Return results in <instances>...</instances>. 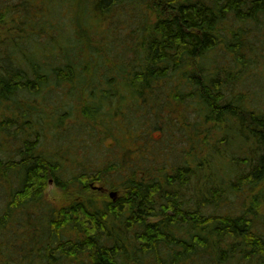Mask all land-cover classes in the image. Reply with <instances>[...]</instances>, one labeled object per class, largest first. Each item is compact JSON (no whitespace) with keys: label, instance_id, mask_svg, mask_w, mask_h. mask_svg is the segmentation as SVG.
Wrapping results in <instances>:
<instances>
[{"label":"trees","instance_id":"1","mask_svg":"<svg viewBox=\"0 0 264 264\" xmlns=\"http://www.w3.org/2000/svg\"><path fill=\"white\" fill-rule=\"evenodd\" d=\"M158 1L150 23L147 0H29L19 37L0 35V264H264V99L248 87H264V0ZM128 5L145 14L124 40L110 22ZM0 8L3 26L17 6ZM141 122L190 137L172 173L148 166ZM118 126L138 156L99 159Z\"/></svg>","mask_w":264,"mask_h":264},{"label":"rangeland","instance_id":"2","mask_svg":"<svg viewBox=\"0 0 264 264\" xmlns=\"http://www.w3.org/2000/svg\"><path fill=\"white\" fill-rule=\"evenodd\" d=\"M3 1V2H2ZM148 5H149V9L147 10V16H148V20L150 23H153L155 21V18H159V17H164V16H168L167 12H164L163 9H160V7H158L157 5L161 4V1L158 0H147ZM7 4L12 6L13 4L17 6V9L14 13H8L7 19L6 21V25L4 24L3 26H0V35L1 37L6 38V35L8 34L7 31H11L13 28V26H17L20 25V23H22L24 21L25 16L29 15V12L31 15H34V6L31 5V2L29 3V0H0V6L1 4ZM1 9V8H0ZM9 9V8H7ZM7 9H4L3 12L7 11ZM119 13L121 14L120 18L117 21H111L110 23H114L113 25L115 26V28H122L124 29L123 33H122V38L124 40H127V34L129 36V34L132 37V33L130 32L132 30L133 27H135L136 25H134V23L136 22H140L141 18H143V10L138 9V7H134L132 5H128L123 9L119 10ZM15 14V15H14ZM145 14V13H144ZM14 15V16H13ZM141 18H140V17ZM12 20L16 21V23H13ZM18 21V22H17ZM23 26V25H21ZM9 27V29L7 28ZM262 32L264 33V30H262ZM260 32V33H262ZM8 36V35H7ZM19 37L18 33L15 34H10V36L8 37ZM21 36V35H20ZM23 36H26V34L24 33ZM22 37V36H21ZM129 40V38H128ZM254 43L252 45L254 52L256 53V56L254 57V59L258 60V63L260 65L259 70L262 71L264 70V68H262V65L264 64V37H259V38H254L253 39ZM61 44H64V41L61 42ZM26 47H28V45H26ZM219 62V60H218ZM220 62H223L222 60ZM252 79V78H251ZM251 79H249V83L250 86H248L252 92H255L256 95H258L261 99H264V87L261 86V84H263V82H258L257 80H254L255 82H252ZM252 82V83H251ZM58 94V93H56ZM39 95V94H38ZM33 95H31L32 97ZM39 96H45L46 97V105L48 104V106H45V109H48L50 112L52 111L53 108L58 107L57 103L52 102V94L48 95L47 93H41ZM35 97V96H34ZM33 98V97H32ZM56 100V99H55ZM43 102V100H40V102ZM264 106V105H262ZM264 108V107H263ZM42 109V108H41ZM165 110H167L165 112ZM165 110L162 111V118H166L169 117V115L171 114V109L169 107H167ZM191 115V114H190ZM189 115V116H190ZM175 118H180V115L177 114L175 115ZM150 121H153L154 124L156 121H159L157 118H149ZM144 122H141V124ZM144 127H141V130H147L146 128L150 126V124L144 123L143 124ZM119 127V126H118ZM65 129V128H64ZM144 130L142 131L141 135L144 133ZM98 133H101V129H99L97 131ZM179 129H174V132L171 133H166V131H161V130H157V129H152L150 131V133L148 135H142L143 140L145 139L148 143V147L149 150L152 151L153 155L157 156L158 159L156 160L154 158L153 161H149L148 162V166L152 169H159V168H163V167H167V172L168 173H172L171 170V165H173L172 163H176V162H180L182 161V153L191 150V147L193 146V142H191L189 140V136L185 137V138H181L180 134H179ZM75 134H76V130L71 129L70 132H66V134L64 135V139L61 142H70V144L73 142L74 138H75ZM114 139H116L118 142V146L115 149V152L113 151L114 148V140L109 139L106 143L105 146L103 147L101 150V152H97V151H92L94 154H100L99 156H101L99 159H103L104 160V155L109 153V154H113L116 153V155L122 156L123 154H129L130 157H137L139 152V148L141 147V143L139 141L133 140V132L130 133L129 131L125 130L124 128H120L118 132H116L114 134ZM213 139H211V142L216 141L218 139H221V134H214ZM204 137H199L197 141H195L196 143L194 144L195 147H197V150L200 151L201 149H203V145H202V139ZM72 140V141H71ZM48 142L50 145H52L50 141H46ZM54 143V141H53ZM59 143V142H56ZM85 144H87V140L84 141ZM81 144V143H78ZM48 145V146H50ZM77 145V141L74 143L73 147H76ZM192 145V146H191ZM136 147V148H135ZM82 146H79V148L77 149L78 151H82L81 150ZM113 148V149H112ZM112 149V152H111ZM76 150V149H75ZM204 150V149H203ZM105 151V152H104ZM110 151V152H107ZM202 151V150H201ZM90 155V154H89ZM168 156H170L169 158H167ZM99 188H102L100 185H98ZM117 193L120 194L117 191H111V192H107L104 195L109 198V199H113V197H111V193ZM46 197L48 198V200L50 202H52L54 205H56L57 207H62L64 205H66L69 201L68 196L65 194V192L58 190L55 185L49 183L48 188L46 190ZM118 197V196H117ZM241 199V197L238 199V203L236 204V206L239 205V200ZM228 205V204H227ZM230 206V205H228ZM260 214L264 217V206L261 208L260 210ZM264 231V230H263ZM20 245V244H19ZM23 248V247H22ZM34 264V263H32Z\"/></svg>","mask_w":264,"mask_h":264},{"label":"water","instance_id":"3","mask_svg":"<svg viewBox=\"0 0 264 264\" xmlns=\"http://www.w3.org/2000/svg\"><path fill=\"white\" fill-rule=\"evenodd\" d=\"M101 189V188H100ZM118 194L117 193H111V197H113V199L115 200L117 198Z\"/></svg>","mask_w":264,"mask_h":264},{"label":"flooded vegetation","instance_id":"4","mask_svg":"<svg viewBox=\"0 0 264 264\" xmlns=\"http://www.w3.org/2000/svg\"><path fill=\"white\" fill-rule=\"evenodd\" d=\"M104 188H101L100 190H103Z\"/></svg>","mask_w":264,"mask_h":264}]
</instances>
